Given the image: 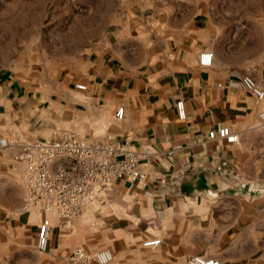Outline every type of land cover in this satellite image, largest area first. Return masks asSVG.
<instances>
[{"label":"crops","instance_id":"1","mask_svg":"<svg viewBox=\"0 0 264 264\" xmlns=\"http://www.w3.org/2000/svg\"><path fill=\"white\" fill-rule=\"evenodd\" d=\"M113 1L105 14L90 9L84 50L79 39L62 45L79 51L59 76L0 66V137L150 148L147 179L113 180L72 230L52 215L41 252V216L23 211L22 165L0 148V264H65L76 247L111 250V264H264V99L241 84L250 75L264 87V15L243 14V0ZM204 52L210 67L199 64ZM218 125L240 142L210 140ZM152 239L161 244L145 247Z\"/></svg>","mask_w":264,"mask_h":264},{"label":"built area","instance_id":"2","mask_svg":"<svg viewBox=\"0 0 264 264\" xmlns=\"http://www.w3.org/2000/svg\"><path fill=\"white\" fill-rule=\"evenodd\" d=\"M264 63V52L262 56ZM213 55L204 52L199 57L202 67H210ZM245 90L259 100L264 99V87L252 76L241 78ZM86 90V86H77ZM178 116L186 119L185 104H176ZM124 107H119L116 117H124ZM264 120V111L260 114ZM210 140H221L229 145L240 142L239 135L230 127L218 125L208 134ZM0 148L12 152L13 160L22 165L21 180L25 189L23 211L36 212L41 216L38 226L37 248L48 249L53 229L52 215L58 219L61 229L72 230L76 218L82 217L97 202H104L106 193L115 179L145 181L146 172L142 163L154 155L150 148L132 150L128 144L82 141L75 135H64L57 139L27 141L22 136L0 137ZM264 212V205L262 208ZM161 239L144 243L145 247L156 248ZM114 254L104 249L90 252L76 247L69 254L65 264H111ZM184 264H220L213 258L194 256Z\"/></svg>","mask_w":264,"mask_h":264},{"label":"rangeland","instance_id":"3","mask_svg":"<svg viewBox=\"0 0 264 264\" xmlns=\"http://www.w3.org/2000/svg\"><path fill=\"white\" fill-rule=\"evenodd\" d=\"M113 0H0V66L31 72L41 78L59 76L62 65L79 51L63 44L81 40L90 9L105 14ZM242 12L264 15V0H243ZM80 28V29H79ZM80 35V36H79Z\"/></svg>","mask_w":264,"mask_h":264}]
</instances>
